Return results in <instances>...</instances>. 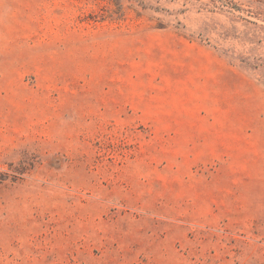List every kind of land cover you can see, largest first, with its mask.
Segmentation results:
<instances>
[{
    "label": "rangeland",
    "instance_id": "374dc122",
    "mask_svg": "<svg viewBox=\"0 0 264 264\" xmlns=\"http://www.w3.org/2000/svg\"><path fill=\"white\" fill-rule=\"evenodd\" d=\"M0 264H264V0H0Z\"/></svg>",
    "mask_w": 264,
    "mask_h": 264
}]
</instances>
